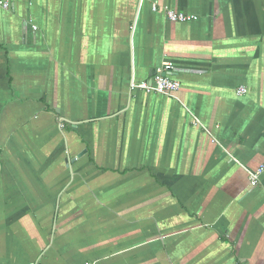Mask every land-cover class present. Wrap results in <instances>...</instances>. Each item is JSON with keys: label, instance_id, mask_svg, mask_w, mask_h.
<instances>
[{"label": "crops", "instance_id": "0c3cea01", "mask_svg": "<svg viewBox=\"0 0 264 264\" xmlns=\"http://www.w3.org/2000/svg\"><path fill=\"white\" fill-rule=\"evenodd\" d=\"M5 1L0 264H264V0Z\"/></svg>", "mask_w": 264, "mask_h": 264}, {"label": "built area", "instance_id": "2783aa9c", "mask_svg": "<svg viewBox=\"0 0 264 264\" xmlns=\"http://www.w3.org/2000/svg\"><path fill=\"white\" fill-rule=\"evenodd\" d=\"M0 5L4 8L9 7V3L5 0H0ZM151 9L153 11L161 10L164 13L167 20L172 22H189L196 20L195 15L186 14L183 12L174 11L168 7H159L157 3L153 2L151 4ZM36 29L35 26H33ZM173 69V65L170 61H164L161 65L157 66L150 79L137 82L133 77L130 81L131 90L139 89L147 93H159L164 95H174V93L180 87V82L170 76V72ZM238 94L245 92L244 87H240L237 90ZM194 123L198 122L197 118H193ZM62 124H60V127ZM264 172V160L255 168L247 169L249 183L251 186H255L258 183L261 173Z\"/></svg>", "mask_w": 264, "mask_h": 264}, {"label": "water", "instance_id": "95a60500", "mask_svg": "<svg viewBox=\"0 0 264 264\" xmlns=\"http://www.w3.org/2000/svg\"><path fill=\"white\" fill-rule=\"evenodd\" d=\"M173 70V69H172ZM174 71H175V69H174Z\"/></svg>", "mask_w": 264, "mask_h": 264}]
</instances>
